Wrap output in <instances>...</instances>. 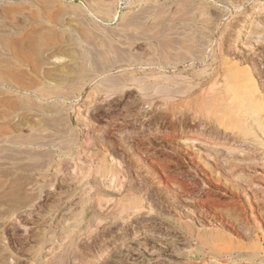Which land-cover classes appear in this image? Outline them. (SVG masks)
<instances>
[{
  "label": "rangeland",
  "instance_id": "rangeland-1",
  "mask_svg": "<svg viewBox=\"0 0 264 264\" xmlns=\"http://www.w3.org/2000/svg\"><path fill=\"white\" fill-rule=\"evenodd\" d=\"M90 2L107 14L61 53L23 48L51 26L0 0V79L20 55L105 63L60 119L0 81V264H264V146L201 109L223 61L264 95V0ZM29 125L44 144L20 143Z\"/></svg>",
  "mask_w": 264,
  "mask_h": 264
},
{
  "label": "crops",
  "instance_id": "crops-1",
  "mask_svg": "<svg viewBox=\"0 0 264 264\" xmlns=\"http://www.w3.org/2000/svg\"><path fill=\"white\" fill-rule=\"evenodd\" d=\"M32 2L36 8L32 17L34 22L41 21V24L51 27L35 29L34 38L28 37L29 39L23 40V48L40 45L55 47L60 49L61 53L68 47L86 48L89 45V32L93 24L91 16L100 17L107 14L104 5L96 2L91 7L90 0H32ZM32 19H29L28 23H31ZM21 30L27 32L31 29ZM67 31H71L68 37L65 33ZM37 34L40 40L36 38ZM99 59L87 55L79 57L62 54L20 55L1 61L3 64L5 62V66L1 67L0 81L4 87H9L16 93L19 112L26 115H35L38 112L52 113L60 119L64 111L73 109L67 108L68 105L72 104L75 107L81 105L79 101L89 88L92 74L95 75L94 80L98 82V87L101 79L105 80V63ZM28 127L26 135L32 136L20 143L25 147L44 144V141L41 142L44 133L40 131L31 133L34 129L31 125Z\"/></svg>",
  "mask_w": 264,
  "mask_h": 264
},
{
  "label": "bare ground",
  "instance_id": "bare-ground-1",
  "mask_svg": "<svg viewBox=\"0 0 264 264\" xmlns=\"http://www.w3.org/2000/svg\"><path fill=\"white\" fill-rule=\"evenodd\" d=\"M258 37H259V40H256L257 42L260 41V36L258 35ZM238 38H240V37H238ZM243 38H247V36L243 37ZM252 40H254V39L252 38L251 41ZM262 42H263V40H262ZM244 44H246V43H244ZM216 45H217L216 47L220 46L218 44H216ZM254 45H257V44H254ZM163 47H165V46H163ZM225 47H227V46H225ZM235 51H236V49H235ZM248 51L249 50H247V52ZM164 52L165 51H163V53ZM231 53H233V52H231ZM204 56L207 57V55H204ZM254 58H255V56H254ZM162 61H163V59H162ZM197 61H199V60H197ZM221 64H222V67L218 68L214 72L215 77L213 78V80H215V81H213V84L211 83V86L214 85V87L216 86V88L213 91L211 90L212 92L210 94H208L206 98L204 97L205 99L203 98L201 100V109L206 113V116L208 118L213 119L218 124L229 122V123H234L235 125H238V128L243 133V137L245 139L248 138L249 136H252L253 140L258 141L257 143L264 146V142H263V138H264V95L258 90V88L255 85V82L253 81V78L251 76L246 77L245 74L241 75L242 71L240 70V68L237 64L231 63L230 61H229V64H228V61H223ZM194 66H195V64H194ZM220 78H222L221 84L219 83ZM257 82H259V81L257 80ZM221 86L227 87L226 90H222ZM252 87L254 88L253 90H251ZM210 89H212V87ZM229 91H230V93H229ZM239 108H241L242 112L234 113ZM233 140H235V139H233Z\"/></svg>",
  "mask_w": 264,
  "mask_h": 264
}]
</instances>
